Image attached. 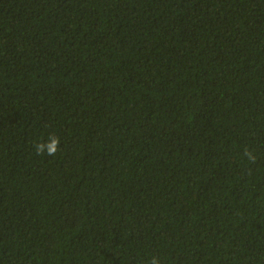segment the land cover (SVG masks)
<instances>
[{
  "label": "trees",
  "instance_id": "trees-1",
  "mask_svg": "<svg viewBox=\"0 0 264 264\" xmlns=\"http://www.w3.org/2000/svg\"><path fill=\"white\" fill-rule=\"evenodd\" d=\"M152 257L264 264V0H0V264Z\"/></svg>",
  "mask_w": 264,
  "mask_h": 264
},
{
  "label": "clouds",
  "instance_id": "clouds-1",
  "mask_svg": "<svg viewBox=\"0 0 264 264\" xmlns=\"http://www.w3.org/2000/svg\"><path fill=\"white\" fill-rule=\"evenodd\" d=\"M33 149L37 156L47 155L55 157L61 151V138L54 133H49L46 139L35 141ZM243 155L249 160H255V156L247 148L244 149ZM148 264H159V260L156 257H152Z\"/></svg>",
  "mask_w": 264,
  "mask_h": 264
}]
</instances>
